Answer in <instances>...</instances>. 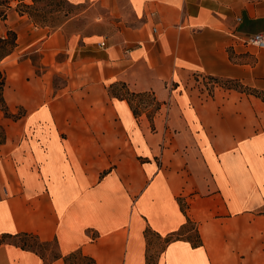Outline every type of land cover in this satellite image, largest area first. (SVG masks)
<instances>
[{
  "label": "crops",
  "instance_id": "1",
  "mask_svg": "<svg viewBox=\"0 0 264 264\" xmlns=\"http://www.w3.org/2000/svg\"><path fill=\"white\" fill-rule=\"evenodd\" d=\"M61 1L97 15L99 32L0 20V37L16 36L0 61L15 116L0 111V239L147 264L145 230L162 241L188 218L202 245L171 242L155 264H264V49L237 40L264 32V0ZM195 74L236 87L208 95ZM116 83L152 94L151 121L109 93ZM0 264L43 261L5 241Z\"/></svg>",
  "mask_w": 264,
  "mask_h": 264
},
{
  "label": "trees",
  "instance_id": "2",
  "mask_svg": "<svg viewBox=\"0 0 264 264\" xmlns=\"http://www.w3.org/2000/svg\"><path fill=\"white\" fill-rule=\"evenodd\" d=\"M15 39H16V36L13 32H8L6 34V37L4 38L0 37V61L12 52V50L15 47ZM4 84H5V78L2 75V73H0V111H2L6 117L14 118L15 116L9 112L3 100L2 91H3ZM220 84L223 87H227V88L229 87L231 88L232 86L236 87L226 82H221ZM109 93L115 97L126 100L135 117L139 116L141 110L145 109L147 111V117L151 121L153 116L155 115V113L157 112L159 108V104L156 103L152 94L130 92L124 83H116L112 85L109 88ZM182 210L185 212V208L183 206H182ZM144 236L146 240L148 241V245L150 244L149 238L151 236L155 237L158 240L160 239L159 236H156L154 233H151L149 229L145 230ZM17 239H33L37 241V243H39L40 245H44V246L54 244V246L56 247L57 253L56 255H54V258L52 260L45 263V260L43 259V257L41 255H38L36 251L30 249L29 247L25 245H19L14 242H11L12 240H17ZM178 240L188 241L193 248H197L202 245L201 239L199 237V234H198V231L195 225L188 218L186 220V223L180 230L173 232L171 234H168L162 239L161 248L164 249L165 246H167L171 242L178 241ZM5 241L7 243H10V244H13L19 247L22 250L31 251L35 253L43 261V264H49V262L55 261L58 259H62L64 264H75V261H81V263L85 262V264H96L93 258L84 255L80 250L72 252L66 256H62L58 253L57 242L55 240L42 242L38 239L36 235H33V234L23 233V234H17L13 236L5 235L0 239V244H2ZM147 259H148L147 264H155L154 262L155 256L154 255L152 256V254H150V250H149V255ZM79 263L80 262H78V264Z\"/></svg>",
  "mask_w": 264,
  "mask_h": 264
},
{
  "label": "rangeland",
  "instance_id": "3",
  "mask_svg": "<svg viewBox=\"0 0 264 264\" xmlns=\"http://www.w3.org/2000/svg\"><path fill=\"white\" fill-rule=\"evenodd\" d=\"M22 0H0V20L6 19L8 15H26L32 22L39 26H60L68 20H71V33H79L91 35L99 32L100 25L97 15L87 18L83 16V9L74 7L61 0H31L30 3L20 2ZM34 64L38 66V54H31ZM57 81V80H56ZM61 78H58V83H61ZM57 86V82H56ZM19 112V111H18ZM150 254L156 256L159 252L162 242L151 236ZM19 245H25L36 251L45 260V263L52 260L56 255V247L54 244L40 245L33 239H17L12 240ZM85 264V262L75 261V264Z\"/></svg>",
  "mask_w": 264,
  "mask_h": 264
},
{
  "label": "built area",
  "instance_id": "4",
  "mask_svg": "<svg viewBox=\"0 0 264 264\" xmlns=\"http://www.w3.org/2000/svg\"><path fill=\"white\" fill-rule=\"evenodd\" d=\"M238 42L243 47L264 49V32L250 34L244 38H237ZM100 47H104L105 43H99ZM194 86L199 90L206 92L208 95L212 93V91L218 87L222 86L220 82L214 78L202 76L200 74L194 75Z\"/></svg>",
  "mask_w": 264,
  "mask_h": 264
}]
</instances>
